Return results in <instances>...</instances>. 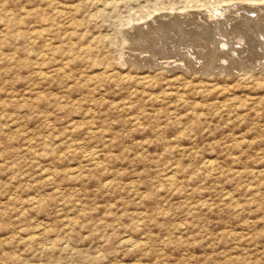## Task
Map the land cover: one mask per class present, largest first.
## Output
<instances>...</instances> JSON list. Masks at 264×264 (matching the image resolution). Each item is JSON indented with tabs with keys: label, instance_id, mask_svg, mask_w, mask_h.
<instances>
[{
	"label": "rangeland",
	"instance_id": "374dc122",
	"mask_svg": "<svg viewBox=\"0 0 264 264\" xmlns=\"http://www.w3.org/2000/svg\"><path fill=\"white\" fill-rule=\"evenodd\" d=\"M0 264H264V0H0Z\"/></svg>",
	"mask_w": 264,
	"mask_h": 264
},
{
	"label": "bare ground",
	"instance_id": "6f19581e",
	"mask_svg": "<svg viewBox=\"0 0 264 264\" xmlns=\"http://www.w3.org/2000/svg\"><path fill=\"white\" fill-rule=\"evenodd\" d=\"M255 3H256V2H255ZM241 4H242V3H241ZM251 4H252V3H251ZM258 4H259V3H258ZM260 4H261V3H260ZM227 5H228V4H227ZM231 5H232V4H231ZM245 5H246V4H245ZM196 9H197V8H196ZM216 10H217V9H216ZM221 10H222V9H221ZM221 10H220V11H221ZM195 11H196V10H195ZM204 11H205V10H204ZM178 13H179V12H178ZM181 13H182V12H181ZM217 13H218V12H217ZM158 16H159V15H158ZM171 16H172V15H171ZM178 16H179V15H178ZM257 16H258V15H257ZM217 17H218V16H217ZM226 17H227V16H226ZM253 17H254V16H253ZM260 17H261V16H260ZM229 19H230V18H229ZM229 19H228V20H229ZM250 19H251V18H250ZM255 19H256V18H255ZM165 20H166V19H165ZM165 20H164V21H165ZM213 20H214V19H213ZM219 20H220V19H219ZM246 22H247V21H246ZM139 24H141V23H139ZM153 24H154V23H153ZM207 24H208V23H207ZM220 24H221V23H220ZM232 24H233V23H232ZM157 25H158V24H157ZM247 25H248V24H247ZM247 25H246V26H247ZM177 26H178V25H177ZM197 26H198V25H197ZM234 26H235V25H234ZM244 26H245V25H244ZM178 27H179V26H178ZM258 27H259V26H258ZM155 28H156V27H155ZM161 28H162V27H161ZM166 28H167V27H166ZM195 28H196V27H195ZM237 29H238V28H237ZM135 31H136V30H135ZM165 31H166V30H165ZM184 31H185V30H184ZM239 31H240V30H239ZM243 31H244V30H243ZM246 31H247V30H246ZM246 31H245V33H246ZM256 32H257V31H256ZM152 33H153V32H152ZM205 33H206V32H205ZM241 33H242V32H241ZM252 33H253V32H252ZM169 34H170V33H169ZM258 35H259V33H258ZM160 36H161V35H160ZM174 36H175V35H174ZM190 38H191V37H190ZM193 38H194V37H193ZM243 38H244V36H243ZM243 38H242V39H243ZM239 39H240V38H239ZM247 39H248V38H247ZM249 39H252V38H249ZM255 39H256V38H255ZM132 40H133V39H132ZM183 40H184V39H183ZM223 40H224V39H223ZM240 40H241V39H240ZM156 41H158V40H156ZM175 41H176V40H175ZM192 41H193V40H192ZM259 41H260V40H259ZM134 42H135V41H134ZM246 42H247V41H246ZM138 43H139V42H138ZM198 43H199V42H198ZM259 43H260V42H259ZM219 44H220V43H219ZM229 44H230V43H229ZM246 44H247V43H246ZM155 45H156V43H155ZM170 45H171V44H170ZM176 45H177V44H176ZM180 45H181V44H180ZM198 46H199V45H198ZM219 46H220V45H219ZM221 46H222V45H221ZM224 46H225V45H224ZM137 47H138V46H137ZM226 47H227V46H226ZM226 47H225V48H226ZM238 47H239V46H238ZM138 48H139V47H138ZM193 48H194V47H193ZM214 48H215V47H214ZM231 48H232V47H231ZM235 49H236V48H235ZM252 49H253V48H252ZM201 50H202V49H201ZM201 50H200V51H201ZM218 50H220V49H218ZM243 50H244V49H243ZM193 51H194V50H193ZM197 51H198V50H197ZM202 51H204V50H202ZM211 51H213V50H211ZM216 51H217V50H216ZM228 51H229V50H228ZM236 51H237V50H236ZM239 51H240V49H239ZM207 52H208V51H207ZM207 52H206V53H207ZM213 52H214V51H213ZM221 52H222V54L224 53L225 55H226V54H227V55L229 54V53L227 52V50H225V49H223V48H222ZM244 52H245V51H244ZM248 52H249V51H248ZM248 52H246V53H248ZM128 53H129V52H128ZM187 53H188V52H187ZM200 53H202V52H200ZM233 53H234V52H233ZM184 54H185V52H184ZM188 54H189V53H188ZM195 54H196V53H195ZM208 54H209V52H208ZM213 54H214V53H213ZM215 54H217V53H215ZM239 54H240V53H239ZM242 54H244V53H242ZM242 54H241V56H242ZM254 54H255V53H254ZM190 55H191V54H190ZM232 55H233V54H232ZM235 55H236V54H235ZM252 55H253V54H252ZM255 55H256V54H255ZM258 55H259V53H258ZM172 56H173V55H172ZM200 56H202V54H201ZM220 56H221V55H220ZM220 56H219V57H220ZM229 56H230V55H229ZM233 56H234V55H233ZM237 56H238V55H237ZM179 57H180V56H179ZM195 57H196V56H195ZM203 57H204V56H203ZM203 57H202V58H203ZM205 57H206V56H205ZM251 57H252V56H251ZM128 58H129V57H128ZM198 58H199V57H198ZM211 58H212V57H211ZM227 58H228V57H227ZM234 58H235V57H234ZM245 58H246V57H245ZM223 59H224V58H223ZM231 59H233V58H231ZM236 59H237V58H236ZM189 60H190V59H189ZM194 60H195V59H194ZM209 60H210V59H209ZM190 61H192V60H190ZM226 61H227V60H226ZM228 61H229V60H228ZM174 62H175V61H174ZM192 62H193V61H192ZM233 62H234V61H233ZM179 63H180V62H179ZM179 63H178V64H179ZM181 63H182V62H181ZM178 64H177V65H178ZM182 64H183V63H182ZM194 64H195V63H194ZM234 64H235V63H234ZM185 65H186V64H185ZM231 65H232V64H231ZM137 66H138V65H137ZM224 66H225V65H224ZM168 67H169V66H168ZM200 67H202V66H200ZM222 67H223V66H222ZM250 67H252V66H250ZM144 69H145V68H144ZM220 69H221V68H220ZM223 69H224V68H223ZM227 69H228V68H227ZM211 70H212V69H211ZM235 71H236V70H235ZM219 74H220V73H219Z\"/></svg>",
	"mask_w": 264,
	"mask_h": 264
}]
</instances>
